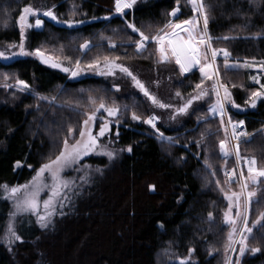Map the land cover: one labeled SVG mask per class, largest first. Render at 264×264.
Masks as SVG:
<instances>
[{
	"label": "trees",
	"instance_id": "1",
	"mask_svg": "<svg viewBox=\"0 0 264 264\" xmlns=\"http://www.w3.org/2000/svg\"><path fill=\"white\" fill-rule=\"evenodd\" d=\"M72 1L0 0V47L21 41L18 18L26 5L51 8L57 18L68 21ZM75 2L79 21L83 23L69 27L47 19L43 29L28 33L31 48L45 43L68 44L76 34L93 41L97 33L106 28L129 23L145 32L155 29V34L171 20L185 21L194 16L190 0H137L133 8L123 14L115 12V0ZM204 4L209 13L208 32L214 48L226 49L231 59L264 60V0H204ZM173 9H178L175 17L170 15ZM5 22L7 27L3 26ZM217 61L222 64L221 68L219 66L220 83L229 87L232 83L228 78L234 75H239L243 82L241 87L233 86L231 91L233 102L241 109L229 103L228 110L233 122L244 121L253 132L252 140L241 145L240 151L243 146L247 147L241 154L243 158L254 156L262 162L264 135L256 132L264 127V101L258 102L255 108L248 103V91L260 87L252 82V77L263 73L262 68H225L224 59ZM126 64L150 93L172 106L169 110L182 106L202 78L199 70H194L184 74L180 84L175 81L173 91L166 92L161 87L147 86L152 80L147 73L154 68L152 59L133 53ZM1 70L12 72L41 94H54L59 89L73 94L81 87L109 86L101 77L71 79L62 68L51 67L36 57L0 59ZM262 79L264 81L263 74ZM113 85L124 89L121 80ZM131 97L144 108L141 117L153 112L154 104L142 91ZM203 100L195 101L184 117H177L175 113L172 119L173 115L160 114L162 121L158 128L161 132L167 136L180 135L179 143L169 148L144 122L127 120L116 126L118 145L131 146L132 151L124 152L119 158L114 183L101 189L97 180L86 187L74 207L52 229L42 230L30 216H21L18 233L22 242L16 245L14 254L0 245V264H181V261L223 264L220 251L228 229L224 218L228 200L215 186H204L200 178L204 155L198 154L197 143L190 140L202 129L198 117L208 114L210 103L204 100L202 104ZM34 103L32 97L0 103V236L11 209L9 201L3 197V185L29 181L42 164L59 153L56 132L46 129L41 112L31 108ZM86 161L106 162L97 158ZM233 164L226 170L234 167ZM260 212H264V187L261 194L253 198L248 217V225L254 227L250 246L260 251L253 254L252 259H245L244 264H264V226L255 224ZM209 213H212L211 221Z\"/></svg>",
	"mask_w": 264,
	"mask_h": 264
},
{
	"label": "rangeland",
	"instance_id": "2",
	"mask_svg": "<svg viewBox=\"0 0 264 264\" xmlns=\"http://www.w3.org/2000/svg\"><path fill=\"white\" fill-rule=\"evenodd\" d=\"M71 7L72 10L69 13L70 19L68 21H79L80 14L77 12V6L75 0L72 1ZM42 10H47V9H42ZM126 10H130V9H126ZM193 18L200 19L198 14L195 12H194V16L188 20H192ZM39 19L44 21L41 27L25 28L23 31L25 49L27 51H34L36 48H41L42 50L46 51L47 54L54 56L58 62H61L62 69L64 67H67L76 70L75 62L79 60L81 68L85 69V71H83L80 75L76 77L71 76V74L67 72L71 79H79L82 77H90V76L101 77L106 79L107 82H109V86L102 85L98 87L92 86L89 88L81 87L78 88V90H76V92H74L73 94L69 92H64L65 91L64 89H59L54 94L53 93L41 94L35 91V89L31 87L29 90H21V88L16 86V81L18 78L10 71L1 70L0 71V103H4L9 99L14 101H21V99H23L24 97H28V98L32 97L33 99H35V103L34 105L31 106V108L36 110L37 112H41L40 116L41 118H43V121L45 120V124L47 125L46 129L48 128V131L56 132L54 135L56 138H58L59 147H60L59 152L62 149V141L65 137H68L69 144L74 143L75 140H78L80 138L78 132L84 127L82 123L83 120L87 119L85 113L93 111V108L90 107L89 105L88 97L90 96L94 97L96 99L97 105L100 103V100L102 98L108 107L118 106L120 108V114L117 118H115V117H108L107 113L104 110H101L96 113V119L94 123L91 125L92 134L98 135L100 127L106 121L109 122V131L106 132L105 136L99 137L98 147L96 152H92L89 155H86L82 158V160L80 161V165L78 166L79 170H76L75 168H69L66 169L61 174L64 180L75 181V183L70 184V186L67 189L63 190V195H66L69 198V200L61 201L59 200V198H57V201H54L56 215L52 217L51 223L47 228L40 227L35 213H20L14 215V213H16L15 202L12 199L6 198L7 193L3 190L2 187L3 197L9 201L11 209L6 227L0 236V245L7 248L8 251L12 254H14L16 245L20 242L14 241L12 244H8L6 237L9 233L10 227H14L16 233L19 235L18 222L21 216L23 215L30 216L42 230L52 229L62 218V216L65 215V213L70 208L74 207L75 202H77L78 197L82 194V192L86 187H90L97 180L99 181L101 189L110 187L114 183L113 176L114 175L116 176V172H119L118 168H116V165L121 155L124 152H127L126 149L128 148V147H121L118 145L116 141V135L114 133V128L116 126L120 124H124L127 120L135 123L144 122L148 116L155 115L159 117V120L156 121V128L154 129L151 125L147 123L146 124L153 129V131L158 136L159 140L165 145V147L169 148L170 146L178 144L180 139V135L167 136L164 133H162L161 130L158 128V125L162 121L161 115L164 116L167 115L169 117L171 115L174 116L175 115L174 110L170 109L171 110L170 111L168 108H160L157 107L156 105H152L151 110H153V112L147 113V115L146 114L142 115V119L139 121L133 120L132 112L135 111L137 115H141L143 114L144 108L142 109V107L139 105L140 104L139 101L135 97H131V95L141 93V90L135 86L134 82L130 77L121 73L118 69L115 70L116 73L115 75L100 74L101 72L108 71V69L103 67V58L105 56L112 59L119 58L117 62L123 63L127 66L126 63L129 60L131 54L133 53L138 54L136 49L129 44V39L131 40L139 39L138 34H134L130 29H127L126 27L127 25L123 27H108L105 30L97 33L98 36L96 39H93V41H91L90 39H86L84 36L80 34H76L72 37V41H70V43L68 44L65 43V44L55 45L53 43H45L37 47L31 48L27 39L28 33L32 30L43 29L45 26V21L47 19L52 20L51 18L45 17L42 14L39 16ZM57 19L58 21H64L59 18ZM27 22H30L34 25L35 18H30L29 21ZM171 22L181 23L183 21L175 22L174 20H171ZM78 24L80 23H76L74 25H78ZM129 24H133V23H129ZM201 25H202V20H201ZM140 29L143 31L142 28ZM154 30L155 29H147V31L145 32L144 30V32L146 35H154L155 32ZM85 42H89L90 45L89 48L87 49L80 47ZM113 44H115L116 46L112 47ZM8 45L10 44H5L1 46L0 51H4L6 55H11V53L19 51L18 48H9ZM211 46L214 48L212 40H211ZM157 47L158 45L156 44V42L150 41L147 45V50L144 51L143 53L138 54V56L141 58L147 60L152 59V62L154 64V68L151 69L150 71H147V73L152 77V80L150 81V83L147 84V86L149 88L150 85L155 87H161L163 91L171 92L173 91L172 90L173 83L176 81L180 84V82H182L184 74L180 73L178 68L179 66L176 65L174 62H163V63L158 62V54L156 52ZM215 49L218 50V54L215 58V65L217 68V75L220 82L221 78H220L219 66L221 68L222 64H219L217 59L220 58L224 59V57L222 58L220 56V54L222 53L220 52V50L223 49H218V48ZM26 57H35V56L17 55L12 59H3V58L0 59L3 61H12L17 58H26ZM68 58H70V60ZM96 58H100L101 66L99 68H96L95 70L87 69V65ZM224 62L227 65L234 66L227 68H234L239 70H243L245 68H252L253 65L258 66L260 69L261 68L260 65L262 64L260 60L240 61L236 59H231L229 56L227 61H225L224 59ZM245 64H248L249 67H244ZM48 65L51 66L50 64ZM262 74L263 73L255 74L253 77H256V80L252 79V82L259 85L264 84V81L262 79ZM5 76L8 77L7 80H5ZM117 80H121L122 85H124V89H122L120 86L113 85V82L115 83ZM228 81L232 83L228 87L230 92L232 91L233 86L241 87L243 84L242 79L239 75H234V77L230 76L228 78ZM6 84L12 85V87H5ZM204 87L208 89L209 94L203 99L206 101L207 104L210 103V105L208 106V114L200 115L199 117H207V120L206 122L205 121L198 122V125L200 126L202 125V129L198 131V135L196 137L194 138L192 137L190 139L191 141H195L197 143V146L199 148L198 154L202 156L204 155V165L202 168V173L200 174V178L204 186H206L207 188L215 186V188H217L221 194H223L220 190L221 188H223L224 191L228 192L229 194H231L232 192H239L241 190L242 180L248 178V170L244 169L243 166H240V168L237 170V180L230 181L225 176L226 168H228V166L232 165L233 163L236 165V163L243 162L246 159L253 158L254 156L252 157L248 156L243 158L241 153L246 152L247 147L243 146L241 148L242 151L241 152L240 147L242 144H244L242 143L241 145H239V157H237L234 151V147L231 143L230 134L226 137L224 132L225 128L229 129L228 126L229 103L227 102L225 103L224 120L223 123H221L219 114H217L216 116H212L210 114V108L216 103L215 93L212 91V83L209 82V80H205ZM257 90H261L260 87L253 88L248 91V100L250 94ZM40 97H47L48 99L44 100V99H40ZM53 98L55 99L53 100ZM158 100L160 99L158 98ZM204 100L202 101V104H204L203 103L205 102ZM231 100H232L231 106H233V108L235 109L240 108L235 106L236 104L233 102L234 97L232 93H231ZM260 101H264V98L257 101V103ZM76 105H78V107H73ZM59 110H62V112L60 113ZM181 116L184 117V115H178L177 117H181ZM68 126H70L73 129L72 134H69V132L67 131ZM156 129H159V133H162L164 137L173 138L174 142L169 141L167 139H161L160 135L156 132ZM209 130H211V133L209 132ZM258 133L260 134L262 133L264 135V127L260 131L256 132V134ZM220 140H227V149L229 153L227 156H225L220 150V146H219ZM101 150L116 152V157L114 159H109L106 155L97 154ZM89 158L105 159L106 162L100 164V163H92L91 161H86ZM254 158L257 162L256 167L258 168L264 167V161L259 162L256 157ZM205 161H207L208 164L211 165L210 168L205 165ZM83 165H91V168L86 169L83 167ZM97 169H101L102 171L98 172L96 171ZM36 172L33 175V177L36 175ZM216 172H221V173H216ZM241 172H243V177L241 176ZM82 177H86V179H82ZM32 178L25 183L8 185V186L9 188H11L18 185L30 184L32 182ZM216 181L220 182L219 185L216 184ZM45 182L49 185V187L42 190L39 193V197H38L39 200L41 201V208H40L41 215L44 214L43 201L49 199V197L51 196V185L53 184L51 177L47 173L45 174ZM263 187H264V178H260V182L258 185H253L249 183L248 191L256 192L255 197H257L258 195L261 194ZM59 203H63L65 206L63 208H60ZM243 203H244L243 198H241L240 200L241 207L237 208L234 206L232 209L231 215L233 219H235V224L232 225L226 223L228 225L227 226L228 229L225 234L222 250L220 251L223 264H237V261L239 262V264H244L245 259H252L253 254L256 255V253L247 251L243 256H239L238 254V249L240 247L239 243H235L232 245V247H228L229 245L228 234L232 232L233 229H235L233 240L239 241L241 239L242 221L241 219L237 218V213L243 212V207H242ZM61 212H63V215L60 214ZM249 212H250V208H249ZM248 227L254 230L253 226L248 225ZM245 235H247V233H245ZM252 235H253V231L251 235H248L247 244L249 248H252L250 246V240L252 238ZM233 248L236 249L235 252H233L232 250ZM159 264H165V262L162 263L160 262Z\"/></svg>",
	"mask_w": 264,
	"mask_h": 264
},
{
	"label": "snow or ice",
	"instance_id": "3",
	"mask_svg": "<svg viewBox=\"0 0 264 264\" xmlns=\"http://www.w3.org/2000/svg\"><path fill=\"white\" fill-rule=\"evenodd\" d=\"M137 3V0H115V12L117 14H123L126 9H132V7ZM191 7L195 13L198 14L200 19L193 18L192 20H186L181 23H173L169 21L164 28L159 29L154 35H146L139 27L134 23L127 24V29H130L134 34H138L139 39L131 40L129 39V44L133 46L137 53H143L147 50V45L150 41L156 42L158 45L156 52L158 54V62H174L179 66V71L181 74H187L193 71L194 68L199 69V72L202 74L200 83L194 85L193 92L189 94L188 98L185 100L182 106L174 108V112L178 115H187L189 109L192 107L195 101L201 100L204 97L208 96V89L204 87L205 80L212 81V91L215 93L216 103L210 108V114L216 116L219 114L221 123L224 120L225 114V103H232L231 92L228 89L227 85H224L219 82L217 75V68L215 65V58L218 54V50L211 46V36L208 32L209 25V13L204 4V0H190ZM178 9H173L170 15L175 17ZM51 18L54 21L59 23H64L69 27L74 26L76 23H83V21H58L56 13L51 9L42 10L40 8L33 7L31 4L26 5L22 9V14L18 18L19 28L21 30V41L18 44H10L9 48H18V52H13L11 55H6L4 51H0V58L3 59H12L13 57L19 56H35L38 57L43 63L50 64L52 67L61 68L62 63L58 62L57 59L46 53V51L41 48H36L34 51H27L25 49L23 31L25 28H39L43 25L44 21L39 19L40 15ZM30 18H35L34 25L29 21ZM202 20V25H201ZM4 27H7L5 22ZM181 30V31H178ZM224 39H230V37H224ZM89 42H85L81 45V48H89ZM116 45L113 44L112 47ZM222 52L225 61H227L229 53L226 49L220 50ZM70 60V58H68ZM119 58H109L105 56L103 58V67L108 69L107 72H101V75H115V70L118 69L121 73L130 77L134 82L135 86L139 88L143 94L149 97L154 105L160 108H170L171 105L164 104L158 98L149 92L145 84L123 63L117 62ZM76 70L71 68L64 67L63 71L69 72L71 76L76 77L80 75L85 69L81 68L80 61L76 62ZM101 66L100 58L94 59L91 63L87 65V69L99 68ZM255 66V65H253ZM225 67H234L225 64ZM244 67H249L248 64H245ZM261 68H264V63L260 65ZM8 77L5 76V80ZM253 80H256V77H252ZM16 86L21 88V90H29L30 85L27 84L24 80L17 79ZM5 87H12V85L6 84ZM261 90L254 91L250 94L249 105L253 108L256 107L257 101L264 98V84L260 85ZM222 90V91H221ZM177 96L180 93L176 94ZM40 99H48L47 97H40ZM55 98H53L54 100ZM89 105L93 108L92 112H86L85 115L87 119L83 120V129L79 130V139L75 140L74 143L69 144L68 137H65L62 141V149L59 154L55 156V159H49L47 163H44L40 166L39 170L36 172V175L32 178V182L26 185H18L15 187L9 188L8 185H3V190L7 193L6 198L12 199L15 202L16 214L20 213H35L37 216L38 223L41 228H47L51 223V219L56 215V209L54 207V201L59 200H69L66 195H63V190L67 189L70 184H74L75 181H66L62 178V173L69 168H75L79 170L80 161L86 155H89L92 152H96L98 147L99 137L105 136L106 132L109 131V122H104L99 129L98 135H93L91 130V125L96 119V113L104 110L108 117H118L120 113V108L118 106L108 107L104 100L101 98L100 103L97 105L96 99L94 97H88ZM239 107V105H235ZM78 107V105L73 106ZM172 119L175 116L171 117ZM133 120H141L142 117L137 115L135 111L132 112ZM159 120V117L155 115H150L144 121L145 123L151 125L154 129L156 128V121ZM207 117H199L198 122L205 121ZM228 123L231 125L230 130L228 128L224 129L225 136L229 134L232 139L236 142L234 145V151L239 157V141L241 137L247 138L248 134L246 132H238L237 129L244 125V121L233 122L231 117H228ZM67 131L69 134L73 133V129L68 126ZM156 132L160 135L161 139H167L173 141L171 137H164L162 133H159V129H156ZM211 133V130H209ZM119 135V133H117ZM219 146L221 152L227 156V140H220ZM128 152L132 151L131 146H128L126 149ZM97 154L106 155L109 159H114L116 157V152L113 151H104L101 150ZM19 163V162H18ZM248 178H245L241 182V190L239 192H232L229 194L221 188V192L224 197L228 200V209L224 213L225 222L227 224H235V219H233L231 213L233 207L240 208V200L243 198V212L237 213V218L242 221V232L241 239L239 241L233 240V235L235 234V229L228 234L229 245L232 247L233 244L239 243L240 247L238 249L239 256H243L245 252L251 251L253 253L259 252L260 249L256 247L249 248L247 244L248 235L252 234V228L248 227V214L249 208L252 203L253 198L256 196V192L248 191L249 183L253 185H258L260 178H264V167H256L255 158L248 160ZM207 167H211L207 161H205ZM84 168H91V165H83ZM96 171H102L97 169ZM48 174L53 184L51 185V196L49 199L43 201L44 214H40L41 201L39 200V193L48 188L49 185L45 182V174ZM226 177H234L235 173H229L225 171ZM243 177V172H241ZM86 179V177H82ZM219 181H216V184L219 185ZM151 188L154 190L155 186L152 185ZM70 202V201H69ZM65 205L59 203V207L63 208ZM63 215V212L60 213ZM208 219L211 221L213 219L212 213L208 214ZM255 224L264 226V212L259 213V219L255 221ZM247 233V235H245ZM7 243L12 244L14 241L22 242V237L19 236L14 227L9 228V233L6 237ZM233 252L236 251L235 248L232 249ZM194 251V249H190ZM181 264H185L184 261H181ZM237 264L239 262L237 261Z\"/></svg>",
	"mask_w": 264,
	"mask_h": 264
},
{
	"label": "built area",
	"instance_id": "4",
	"mask_svg": "<svg viewBox=\"0 0 264 264\" xmlns=\"http://www.w3.org/2000/svg\"><path fill=\"white\" fill-rule=\"evenodd\" d=\"M220 56L223 58V54L221 53ZM261 63H264V60L261 61ZM262 71H263V74H264V68H262ZM228 126H229V130L231 128V125L228 123ZM238 132H246L248 134V137L247 138H244V137H241L240 141H239V145H241L242 143H246V142H249L252 140V136H253V132L249 131V129L247 128V126L244 125L240 128L237 129ZM230 138H231V143L234 147L235 145V141L232 139L231 135H230ZM251 159V158H249ZM249 159H246L245 161L243 162H238L236 163L235 167H232V168H229L227 169L226 171L229 172V173H235V176L234 177H227L230 181H236L237 180V170L240 168V166H243L244 169L248 170V167H249V164H248V160Z\"/></svg>",
	"mask_w": 264,
	"mask_h": 264
},
{
	"label": "crops",
	"instance_id": "5",
	"mask_svg": "<svg viewBox=\"0 0 264 264\" xmlns=\"http://www.w3.org/2000/svg\"><path fill=\"white\" fill-rule=\"evenodd\" d=\"M178 31H181V30H178ZM194 70H198V67H197V68H194L193 71H194ZM187 74H188V73H187Z\"/></svg>",
	"mask_w": 264,
	"mask_h": 264
},
{
	"label": "water",
	"instance_id": "6",
	"mask_svg": "<svg viewBox=\"0 0 264 264\" xmlns=\"http://www.w3.org/2000/svg\"><path fill=\"white\" fill-rule=\"evenodd\" d=\"M40 60V59H39ZM41 61V60H40ZM42 62V61H41ZM257 68H259V67H257ZM120 114V113H119ZM119 116V115H118ZM115 118H117V117H115Z\"/></svg>",
	"mask_w": 264,
	"mask_h": 264
}]
</instances>
